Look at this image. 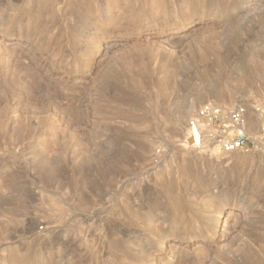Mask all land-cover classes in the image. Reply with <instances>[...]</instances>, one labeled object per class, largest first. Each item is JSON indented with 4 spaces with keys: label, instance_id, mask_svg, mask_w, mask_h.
<instances>
[{
    "label": "rangeland",
    "instance_id": "rangeland-1",
    "mask_svg": "<svg viewBox=\"0 0 264 264\" xmlns=\"http://www.w3.org/2000/svg\"><path fill=\"white\" fill-rule=\"evenodd\" d=\"M0 264H264V0H0Z\"/></svg>",
    "mask_w": 264,
    "mask_h": 264
},
{
    "label": "built area",
    "instance_id": "built-area-1",
    "mask_svg": "<svg viewBox=\"0 0 264 264\" xmlns=\"http://www.w3.org/2000/svg\"><path fill=\"white\" fill-rule=\"evenodd\" d=\"M247 117V110L246 107L243 104H239L235 106V108L229 113V123H225L224 120L213 110H211L208 106L202 107L197 117L192 119L190 121V125L193 132V137L196 141V143L200 142L201 138V126L199 125V119L200 118H207L212 121H218L219 126H222L225 128L223 129V132L221 131V135L219 137V142L221 143V146L224 150L231 151L235 149H250V139L249 137L244 133L243 127L246 122ZM235 126L240 128L239 133L234 136H228V133H230V129H228L230 126ZM196 130H200V135L198 133V139Z\"/></svg>",
    "mask_w": 264,
    "mask_h": 264
},
{
    "label": "bare ground",
    "instance_id": "bare-ground-1",
    "mask_svg": "<svg viewBox=\"0 0 264 264\" xmlns=\"http://www.w3.org/2000/svg\"><path fill=\"white\" fill-rule=\"evenodd\" d=\"M195 132H196V134H197V139H198V133H199V135H200V130H196Z\"/></svg>",
    "mask_w": 264,
    "mask_h": 264
}]
</instances>
